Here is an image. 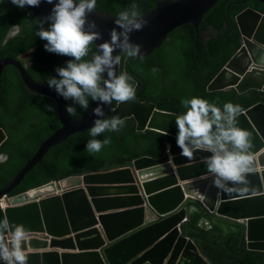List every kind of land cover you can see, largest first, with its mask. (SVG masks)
Returning <instances> with one entry per match:
<instances>
[{"label":"water","instance_id":"obj_1","mask_svg":"<svg viewBox=\"0 0 264 264\" xmlns=\"http://www.w3.org/2000/svg\"><path fill=\"white\" fill-rule=\"evenodd\" d=\"M218 1L157 2L152 10L141 14L148 21L144 29L131 34V40L142 45L141 55L129 58L119 49L113 53L121 56V64L115 69L117 75L127 72L134 79L129 61L148 57L175 29L190 24L199 33L203 16ZM256 1L264 5V0ZM53 6L41 0L39 7L26 5L21 9L50 25L47 18ZM115 18L98 10L88 15L85 31H98L102 36L93 43L97 54H100L98 46L110 40V32L116 27ZM92 21L97 25L95 29L90 27ZM236 22L241 33V47L209 83L207 91L259 92L264 100V14L247 8L237 15ZM12 36V32H7L4 43ZM7 66L17 71L31 94L54 101L60 124L39 144L12 180L0 189V199L8 197L7 207L2 212L4 220L10 224L6 239L11 238L14 225H23L28 236L42 235L40 242L23 247L25 252L34 251L26 254L27 264H210L196 244L182 234L191 202L211 214L244 224L248 250L264 252V102L243 111L237 118L238 126L252 133L253 165L246 176L248 184L226 182L231 192L213 185L214 177L209 176L206 165L211 153L197 150L192 159L165 151L158 158L142 156L123 168L70 176L11 196L51 148L72 135L89 131L96 119L108 113L110 118L119 116L133 122L136 132L153 130L173 138L178 135L175 120L180 114L159 110L154 103L136 97L124 103L115 101L114 106L97 101L87 114L73 118L66 111L62 96L46 82L34 81L17 59H0V80ZM103 75L107 79V73ZM96 107L102 108L103 117L94 114ZM6 139L0 127V146ZM241 189L247 192H239ZM145 212L149 213V218L145 217ZM41 249L44 252H35ZM0 264L5 262L0 260Z\"/></svg>","mask_w":264,"mask_h":264},{"label":"trees","instance_id":"obj_2","mask_svg":"<svg viewBox=\"0 0 264 264\" xmlns=\"http://www.w3.org/2000/svg\"><path fill=\"white\" fill-rule=\"evenodd\" d=\"M159 1L96 0L95 10L117 18L121 11L131 12L133 4L143 14L152 10ZM243 1L219 0L203 16L198 26L199 33L196 29L194 31L192 25H183L168 35L153 57L131 59L129 69L139 76L136 97L154 103L159 110L180 115L186 111L181 100L193 97L205 99L221 109L228 102L239 104L243 111L264 102L259 92L238 94L234 89L207 91L209 83L241 47L237 15L247 8L264 14L263 4L256 0ZM41 23V19L34 18L26 9L17 8L11 0H0V59H17L21 53L39 44L41 48L33 53L32 67L28 73L33 80L47 83L52 77L59 79L57 68L65 67L73 58L45 50L47 41L36 35ZM17 25L19 33L4 43L7 32ZM43 26L47 29L50 25L44 23ZM95 54L97 51L91 44L83 60L91 61ZM159 98L163 100L159 101ZM63 100L66 108L76 107V114H69L73 118L84 116L97 103L89 97V108L85 111L72 100ZM46 105H51L54 110L49 111ZM109 115L106 114L103 119L110 118ZM124 121L120 133H117L120 130L105 132L96 137L111 139L110 144L99 153H90L86 149L88 140L93 139L89 131L72 135L51 148L10 195L70 176L123 168L142 156L158 158L167 149L171 155L181 153L177 138L153 130L136 132L133 122ZM0 127L7 135L6 141L0 146V155L6 157L0 162L2 189L32 157L39 144L59 127L54 102L47 97L31 94L11 66L4 69L0 80ZM189 205L198 211L189 214L182 234L196 244L210 264H264V252L248 250L244 224L211 214L197 203L191 202ZM3 221L0 210V223Z\"/></svg>","mask_w":264,"mask_h":264},{"label":"clouds","instance_id":"obj_3","mask_svg":"<svg viewBox=\"0 0 264 264\" xmlns=\"http://www.w3.org/2000/svg\"><path fill=\"white\" fill-rule=\"evenodd\" d=\"M46 2L54 5L47 18L51 24L45 29L43 25L47 21L42 20L36 35L47 41L44 45L46 51L73 58L65 67L57 68L59 79L52 77L47 81L48 86L85 111L89 108V97L92 101L107 105H111L113 101L124 103L135 100L139 85L127 72L117 75L115 69L121 64V56H114L113 53L119 49L120 53L123 52L129 58L141 55L142 45L131 40L133 32L142 31L148 24L137 10L138 6L133 4L131 12L125 10L118 14L114 20L116 27L110 32V40L98 46L100 54H95L91 61H85L83 58L88 55L89 46L102 38L98 31H85L88 15L96 8V0ZM11 3L17 8H24L26 5L39 7L41 0H11ZM90 27H97L95 21L91 22ZM15 32L19 33L18 25L15 26ZM105 72L107 79L103 78ZM181 105L186 111L176 116L175 120L178 127L176 143L181 149V155L192 159L197 150L211 153L206 158L207 171L214 177L213 185L220 190L233 191L226 182L233 185L248 184L246 176L252 171L254 146L252 133L238 126L237 118L243 112L241 106L228 102L221 109L198 97L182 99ZM45 107L49 111L54 110L51 105ZM66 111L75 115L77 110L74 106H68ZM94 114L104 116L101 107H96ZM124 123L119 116L96 119L94 126L89 129L93 139L88 140L87 151L99 153L104 146L110 144L111 139L101 140L96 137L105 132L119 131ZM4 160L5 157L0 156V162ZM239 192L245 193L247 189ZM188 211L194 213L198 209L193 207ZM12 228L11 238L6 239L5 233L10 229V224L7 220L0 223V260L5 264H27L28 257L23 244L28 239V231L23 225H14ZM210 228L209 224L208 229Z\"/></svg>","mask_w":264,"mask_h":264},{"label":"flooded vegetation","instance_id":"obj_4","mask_svg":"<svg viewBox=\"0 0 264 264\" xmlns=\"http://www.w3.org/2000/svg\"><path fill=\"white\" fill-rule=\"evenodd\" d=\"M8 32H12L13 33V36L14 35H16L17 33L15 32V26L14 27H12V29H10ZM12 36V37H13ZM38 48H41V46L39 45V44H35V45H33L32 47H31V49H29V50H27V51H25V52H23V53H21L19 56H18V58H17V60L18 61H20L24 66H25V69H26V71H27V73H28V69L29 68H31L32 67V60H33V53H35L36 51H37V49ZM155 51H153L150 55H149V57H153L155 54ZM25 58H26V60H25ZM41 67V66H40ZM129 67V66H128ZM130 71H132V70H130ZM133 72V71H132ZM29 74V73H28ZM133 74H134V76H135V81L137 82V80H138V75L135 73V72H133ZM30 76V75H29ZM35 81V80H34ZM37 82V81H36ZM138 83V82H137ZM163 99L162 98H159V101H162ZM53 101V100H52ZM54 102V101H53ZM54 105H55V103H54ZM56 108V107H55ZM104 118V117H103ZM102 118V119H103ZM33 122V121H32ZM59 127H60V124H59ZM58 127V128H59ZM57 128V129H58ZM0 156H3V155H0ZM3 157H5V156H3Z\"/></svg>","mask_w":264,"mask_h":264},{"label":"bare ground","instance_id":"obj_5","mask_svg":"<svg viewBox=\"0 0 264 264\" xmlns=\"http://www.w3.org/2000/svg\"><path fill=\"white\" fill-rule=\"evenodd\" d=\"M42 235H29L28 236V239H27V241L23 244V247L26 245L27 247L28 246H33V244H34V242H36V241H41L42 240ZM29 248V247H28ZM31 248V247H30ZM29 250H31V249H29ZM30 252H34V251H26L25 252V254H27V253H30ZM35 252H39V253H41V252H44L42 249L41 250H38V251H35ZM85 264V263H84Z\"/></svg>","mask_w":264,"mask_h":264},{"label":"built area","instance_id":"obj_6","mask_svg":"<svg viewBox=\"0 0 264 264\" xmlns=\"http://www.w3.org/2000/svg\"><path fill=\"white\" fill-rule=\"evenodd\" d=\"M166 152L169 153L168 150H166ZM7 201H8V197H4L2 199H0V210L3 212V210L7 207Z\"/></svg>","mask_w":264,"mask_h":264},{"label":"crops","instance_id":"obj_7","mask_svg":"<svg viewBox=\"0 0 264 264\" xmlns=\"http://www.w3.org/2000/svg\"><path fill=\"white\" fill-rule=\"evenodd\" d=\"M259 170H261V169H259ZM209 176H212V175H209ZM187 182H190V181H186L185 183H187ZM180 184H184V183H180ZM147 207V206H146ZM145 217L146 218H149V213L148 212H145ZM53 250H57V249H53ZM58 251V250H57ZM65 252V251H64ZM66 252H69V251H66ZM71 252H75V253H77V251H71Z\"/></svg>","mask_w":264,"mask_h":264},{"label":"rangeland","instance_id":"obj_8","mask_svg":"<svg viewBox=\"0 0 264 264\" xmlns=\"http://www.w3.org/2000/svg\"><path fill=\"white\" fill-rule=\"evenodd\" d=\"M25 60H26V58H25Z\"/></svg>","mask_w":264,"mask_h":264}]
</instances>
